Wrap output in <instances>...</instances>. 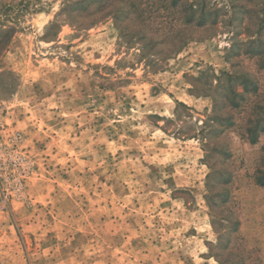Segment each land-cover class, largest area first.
I'll list each match as a JSON object with an SVG mask.
<instances>
[{
	"label": "rangeland",
	"instance_id": "rangeland-1",
	"mask_svg": "<svg viewBox=\"0 0 264 264\" xmlns=\"http://www.w3.org/2000/svg\"><path fill=\"white\" fill-rule=\"evenodd\" d=\"M257 171L264 0H0V264H264Z\"/></svg>",
	"mask_w": 264,
	"mask_h": 264
},
{
	"label": "trees",
	"instance_id": "trees-1",
	"mask_svg": "<svg viewBox=\"0 0 264 264\" xmlns=\"http://www.w3.org/2000/svg\"><path fill=\"white\" fill-rule=\"evenodd\" d=\"M256 139H253V142H255ZM259 174V176L257 177V184L264 186V174L262 175V173H260V171H257V175Z\"/></svg>",
	"mask_w": 264,
	"mask_h": 264
}]
</instances>
